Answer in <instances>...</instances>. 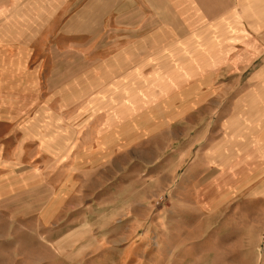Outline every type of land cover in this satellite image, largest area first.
I'll list each match as a JSON object with an SVG mask.
<instances>
[{
  "label": "rangeland",
  "instance_id": "374dc122",
  "mask_svg": "<svg viewBox=\"0 0 264 264\" xmlns=\"http://www.w3.org/2000/svg\"><path fill=\"white\" fill-rule=\"evenodd\" d=\"M175 1L0 0V264H264V47Z\"/></svg>",
  "mask_w": 264,
  "mask_h": 264
},
{
  "label": "crops",
  "instance_id": "0c3cea01",
  "mask_svg": "<svg viewBox=\"0 0 264 264\" xmlns=\"http://www.w3.org/2000/svg\"><path fill=\"white\" fill-rule=\"evenodd\" d=\"M190 1L191 8L196 11L200 21L206 19L207 22H214L210 25L213 31V36L210 38L213 40L218 38L216 37L217 31L222 30V33H227L229 30L232 38L243 40L245 43L250 42L249 45L255 49L264 47V0ZM180 6L182 8V4ZM175 7L179 8V0L175 1ZM175 16L177 17V14ZM178 20L182 22L181 19ZM219 37H223V34ZM197 43L200 45V41ZM215 43L212 41L209 46L200 45L193 51H187L185 57L188 60L185 63L181 59L174 61V72L190 71L193 65L201 64L204 57L213 54Z\"/></svg>",
  "mask_w": 264,
  "mask_h": 264
}]
</instances>
